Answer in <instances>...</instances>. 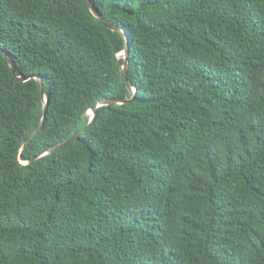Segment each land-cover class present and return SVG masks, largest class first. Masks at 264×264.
I'll return each mask as SVG.
<instances>
[{
    "label": "trees",
    "instance_id": "1",
    "mask_svg": "<svg viewBox=\"0 0 264 264\" xmlns=\"http://www.w3.org/2000/svg\"><path fill=\"white\" fill-rule=\"evenodd\" d=\"M89 1L127 102L85 0H0V264H264V0Z\"/></svg>",
    "mask_w": 264,
    "mask_h": 264
},
{
    "label": "water",
    "instance_id": "2",
    "mask_svg": "<svg viewBox=\"0 0 264 264\" xmlns=\"http://www.w3.org/2000/svg\"><path fill=\"white\" fill-rule=\"evenodd\" d=\"M89 10L91 11V13L97 17L101 22H103L107 27H109L111 30L115 31L116 33L120 34L121 36L124 37L125 41H124V45L122 50L120 51V53L123 54V63L120 66V72L121 74L125 77L126 79V84H127V88L131 94V97H105L102 100L99 101V104H119V103H124L127 102L129 100H131L134 95H135V88L131 85V83L129 82V80L126 78V67H127V63H128V54H129V36L126 33V31H124L123 29H121V27H119L118 25L112 24L109 21L105 20L103 17H101V15L98 13V11L94 8V6L92 5V3L89 0H85ZM4 56L6 57V59L8 60V63L13 71V73H16V69H15V65L13 63V61L10 59V57L8 56V54L6 52H4ZM20 80H26L27 78H35L38 82L39 88L42 92L43 95V99H44V104H43V111H42V117L40 119V121L28 132V134L24 137L23 142H26L34 133H36L41 125L44 122V118L46 116V109H47V99L44 98V86L42 83V78L40 77V75L36 74V75H31V76H17ZM95 108L96 106H93L90 111H91V116L89 118V121L86 125H84L82 128H80L78 131H76L75 133H73L68 139H64L62 141H59L58 143H56L55 145H53L51 148H49L47 151H52V150H56L58 148H61L63 145H65L68 142L71 141H75L77 139V136L85 130V128L92 122V119L94 117V113H95ZM31 161V160H29Z\"/></svg>",
    "mask_w": 264,
    "mask_h": 264
},
{
    "label": "rangeland",
    "instance_id": "3",
    "mask_svg": "<svg viewBox=\"0 0 264 264\" xmlns=\"http://www.w3.org/2000/svg\"><path fill=\"white\" fill-rule=\"evenodd\" d=\"M123 54L119 53V56L121 57ZM88 115L91 116V111L88 112Z\"/></svg>",
    "mask_w": 264,
    "mask_h": 264
},
{
    "label": "clouds",
    "instance_id": "4",
    "mask_svg": "<svg viewBox=\"0 0 264 264\" xmlns=\"http://www.w3.org/2000/svg\"><path fill=\"white\" fill-rule=\"evenodd\" d=\"M120 53V52H119ZM123 56V55H122ZM28 134V133H27Z\"/></svg>",
    "mask_w": 264,
    "mask_h": 264
},
{
    "label": "bare ground",
    "instance_id": "5",
    "mask_svg": "<svg viewBox=\"0 0 264 264\" xmlns=\"http://www.w3.org/2000/svg\"><path fill=\"white\" fill-rule=\"evenodd\" d=\"M90 111V110H89Z\"/></svg>",
    "mask_w": 264,
    "mask_h": 264
}]
</instances>
